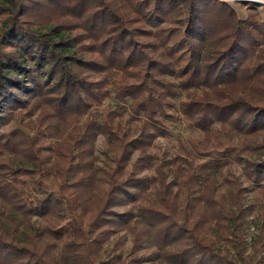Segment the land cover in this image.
Instances as JSON below:
<instances>
[{"label": "trees", "instance_id": "obj_1", "mask_svg": "<svg viewBox=\"0 0 264 264\" xmlns=\"http://www.w3.org/2000/svg\"><path fill=\"white\" fill-rule=\"evenodd\" d=\"M0 18V264H116L101 251L123 230L165 264H261L264 20L222 0H0ZM177 120L203 138L165 160L174 189L151 148ZM234 163L256 189L247 209L224 179ZM24 175L52 177L55 195L28 206Z\"/></svg>", "mask_w": 264, "mask_h": 264}, {"label": "rangeland", "instance_id": "obj_2", "mask_svg": "<svg viewBox=\"0 0 264 264\" xmlns=\"http://www.w3.org/2000/svg\"><path fill=\"white\" fill-rule=\"evenodd\" d=\"M226 3H229L237 10L240 17L242 19H246L249 14H255L258 19L264 20V0H222ZM262 2V3H261ZM2 25V19L0 18V27ZM178 102V101H177ZM114 105V102H110ZM109 102L105 103V107L108 106ZM123 116V124L125 126V130L130 132L131 134H136L137 129L139 127V122L131 119V116L127 113L128 105H123V108L119 110ZM170 134L167 137H159L155 142L153 147L151 148V152L158 154L162 158V164L164 171L169 173L168 181L172 182L174 189H176L175 182L179 180L175 178V174L173 173L174 166L173 164H166L165 160L173 159L176 155L181 153V145L182 143L186 146H189L192 143H199L203 136L201 132L193 131L187 125L186 120H177L172 122L171 128L169 129ZM31 134L32 131H29ZM137 136V135H136ZM47 142H50L48 139ZM96 156L98 157V164L100 167H103L106 154L108 152L107 143L102 135L98 136L96 142ZM136 158V156H135ZM209 159V156L205 154H201L199 158V163H202ZM148 170L146 173H152ZM224 179L226 177L234 179L237 176L240 179L239 185L244 189L245 198L243 199L244 208H249V205L252 203H256V194L254 187L250 185V183L245 179L242 174L241 165L239 163H234V165L229 168V165L224 169ZM19 185L22 190L18 191V194L22 197L25 204L30 207L35 205L36 197L40 194V191H44L48 194H54L57 190L56 182L52 177H42L38 175L36 179H31L27 175L20 177ZM227 183L223 180V183L219 185V192H226ZM61 205L63 208L66 207V201L61 200ZM118 210L123 211L124 206L118 208ZM66 221L55 231L62 235L65 239L72 235V215L69 211H66ZM255 216V211L247 210V218L246 220L251 221ZM35 227H43L44 224L42 221L35 217ZM258 233V226L251 223V227L246 232V238L248 243H251V239ZM102 253V259L104 261H111L116 255H120L121 258L116 264H138V260L142 262V264H165L162 260L159 259L157 255H155V248L150 246L140 251H134V242L133 237L129 234L128 231L123 230L119 234L113 235L110 239L104 244ZM251 253V249L248 251ZM261 264H264V253L262 256Z\"/></svg>", "mask_w": 264, "mask_h": 264}, {"label": "bare ground", "instance_id": "obj_3", "mask_svg": "<svg viewBox=\"0 0 264 264\" xmlns=\"http://www.w3.org/2000/svg\"><path fill=\"white\" fill-rule=\"evenodd\" d=\"M262 3V2H261Z\"/></svg>", "mask_w": 264, "mask_h": 264}]
</instances>
